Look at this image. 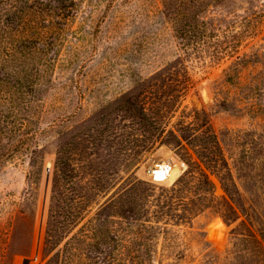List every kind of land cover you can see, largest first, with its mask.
Listing matches in <instances>:
<instances>
[{
  "label": "rangeland",
  "instance_id": "rangeland-1",
  "mask_svg": "<svg viewBox=\"0 0 264 264\" xmlns=\"http://www.w3.org/2000/svg\"><path fill=\"white\" fill-rule=\"evenodd\" d=\"M181 1L206 4L197 25L183 5L167 17L164 0H77L48 22L55 45L25 112V147L43 155L23 149L0 167V264H48L64 248L45 242L63 149L75 169L58 182L67 228L85 233L75 264H264V0ZM137 101L153 126L134 116ZM164 161L175 170L161 183L149 174ZM190 163L194 212L175 196L160 214ZM135 198L146 206L125 219Z\"/></svg>",
  "mask_w": 264,
  "mask_h": 264
},
{
  "label": "trees",
  "instance_id": "trees-1",
  "mask_svg": "<svg viewBox=\"0 0 264 264\" xmlns=\"http://www.w3.org/2000/svg\"><path fill=\"white\" fill-rule=\"evenodd\" d=\"M220 1L212 0L215 4ZM75 2L77 0H0V167L13 159L15 155L21 153L23 149L29 150L32 157L33 155H43L42 149L37 146L32 149L25 147L27 142L33 141L35 135L28 132L31 117L25 112L33 109L34 100L40 90L38 62L43 61L55 45L52 27L48 26V22L66 21L70 12L73 11ZM180 2L182 3L181 0H164V13L166 16L170 19L177 18L180 7L183 5L184 9L189 10V14H187L191 17L189 20H194L195 25H197V16L204 10L206 4H202L200 1H191L188 5H185V3L180 4ZM188 22L186 20L183 24H180L177 28L178 32L188 34L193 30V23L190 21L188 24ZM129 106L139 122L150 126L154 125V120L148 117L140 102L130 103ZM172 136L174 142L170 143L181 146V140L176 135ZM212 137L216 139V135L213 134ZM219 150V157L227 166L223 150L221 148ZM208 153H211V151ZM205 155H202V157H205ZM206 157L208 162L211 161L208 156ZM213 160L217 161L216 157H213ZM56 167H58V174L60 175H56L54 183L45 242L46 245H50V250H52V247L53 249L58 248L60 244L65 242L64 248L59 249L52 255L48 264H75L72 252L78 242L85 238V233L81 229L71 235L72 231L67 228L72 216H67V213H65V211L70 210L68 209L67 197L63 192H59L58 182L64 181L67 185L68 180L73 177L72 173L75 169L64 149L61 156H58ZM195 168L196 166L190 163L185 174L171 185L169 189L170 196L157 203L159 208L157 211L160 214H166L164 208L170 209L175 196L186 205L185 211L187 213L194 212L195 200L190 199L189 204L186 200L189 198L188 194L193 191L192 188L197 178ZM201 175L203 179L198 181L199 185L212 192L214 186L209 176L202 173V171ZM118 203L121 205L120 200ZM122 204H124L123 207L121 205L122 211L132 213L130 217L123 215L124 218L132 220L139 219L134 212L135 209L142 211L146 206L136 198L131 203L132 205L127 206L126 202H122ZM196 208L200 209V207ZM229 208L232 209L233 207L229 206ZM59 211L64 212L60 213Z\"/></svg>",
  "mask_w": 264,
  "mask_h": 264
},
{
  "label": "built area",
  "instance_id": "built-area-1",
  "mask_svg": "<svg viewBox=\"0 0 264 264\" xmlns=\"http://www.w3.org/2000/svg\"><path fill=\"white\" fill-rule=\"evenodd\" d=\"M175 170L174 163L172 161H164L157 163L155 167L150 170L149 176L161 183L171 178Z\"/></svg>",
  "mask_w": 264,
  "mask_h": 264
}]
</instances>
